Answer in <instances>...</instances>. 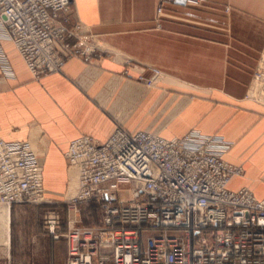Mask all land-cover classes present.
Listing matches in <instances>:
<instances>
[{"label":"crops","instance_id":"obj_1","mask_svg":"<svg viewBox=\"0 0 264 264\" xmlns=\"http://www.w3.org/2000/svg\"><path fill=\"white\" fill-rule=\"evenodd\" d=\"M99 51L34 78L0 39V138L29 140L55 203L71 176L64 152L79 135L107 139L119 124L167 139L191 130L230 143L241 165L228 188L264 198V108L247 97L264 52V0H74ZM157 8L160 11L157 12ZM150 67L161 70L152 85ZM74 186V185H73ZM54 204L0 206V264H65L63 237L44 224ZM57 232L66 230L65 224Z\"/></svg>","mask_w":264,"mask_h":264},{"label":"built area","instance_id":"obj_2","mask_svg":"<svg viewBox=\"0 0 264 264\" xmlns=\"http://www.w3.org/2000/svg\"><path fill=\"white\" fill-rule=\"evenodd\" d=\"M0 39L12 42L34 78L99 51L74 0H0ZM150 71L147 85L161 72ZM247 97L264 108V52ZM229 146L196 130L167 139L119 124L105 140H70L63 157L76 189L64 204L73 221L60 233L59 214L44 216L53 238L65 240V264H264V198L228 188L243 173L223 157ZM39 159L29 140L0 138V206L55 204ZM90 206L98 224L76 225Z\"/></svg>","mask_w":264,"mask_h":264},{"label":"rangeland","instance_id":"obj_3","mask_svg":"<svg viewBox=\"0 0 264 264\" xmlns=\"http://www.w3.org/2000/svg\"><path fill=\"white\" fill-rule=\"evenodd\" d=\"M98 46H101V45H98ZM162 75L163 74L161 72L160 76H162ZM160 76L156 77L155 82ZM67 172L69 173L68 170H67ZM48 184H49L50 187H52L54 189L56 188V184H54V181H51L50 179L48 181V179H47L46 163H45V190H46V193H47V197H49V198L52 197L53 198V196L50 193L48 194V191H47L48 188L46 186ZM75 186H76V183L74 184L72 191L75 190ZM64 199L65 198L63 196V199H61L60 201L56 202L53 206L56 209L55 212H57L59 214L60 219L62 220V223L65 224V227L67 228V221L72 219L74 214H73V212L67 211L66 205L64 204ZM50 211H54V210H49L47 212H50ZM99 215H100L99 209L96 206H90L89 208L82 207L81 210H80V213L78 214L80 220H78L76 225L95 227L98 224Z\"/></svg>","mask_w":264,"mask_h":264},{"label":"bare ground","instance_id":"obj_4","mask_svg":"<svg viewBox=\"0 0 264 264\" xmlns=\"http://www.w3.org/2000/svg\"><path fill=\"white\" fill-rule=\"evenodd\" d=\"M161 75V72H160V74L158 75V76H160ZM157 76V77H158ZM69 175L71 176V179H70V181H69V188H68V192L66 193V197L65 198H68V197H70V196H72L73 194H74V192H75V190L74 191H72V189H73V185L76 183V174L74 173V171H72V170H69ZM75 189H76V186H75ZM44 190H45V188H44ZM45 193H46V191H45ZM44 193V194H45ZM49 199V198H48ZM6 208V207H5ZM8 208V207H7ZM70 220H72V219H70ZM73 221V220H72Z\"/></svg>","mask_w":264,"mask_h":264}]
</instances>
